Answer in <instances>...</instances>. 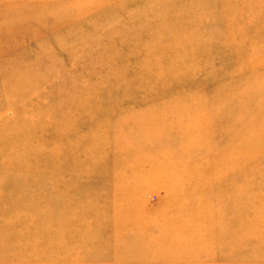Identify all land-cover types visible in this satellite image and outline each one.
Segmentation results:
<instances>
[{
  "label": "rangeland",
  "instance_id": "374dc122",
  "mask_svg": "<svg viewBox=\"0 0 264 264\" xmlns=\"http://www.w3.org/2000/svg\"><path fill=\"white\" fill-rule=\"evenodd\" d=\"M0 245L264 264V0H0Z\"/></svg>",
  "mask_w": 264,
  "mask_h": 264
},
{
  "label": "bare ground",
  "instance_id": "6f19581e",
  "mask_svg": "<svg viewBox=\"0 0 264 264\" xmlns=\"http://www.w3.org/2000/svg\"><path fill=\"white\" fill-rule=\"evenodd\" d=\"M240 217H241V215H239V216L237 215V216H236V218L238 219V221L240 220ZM249 227H251V226L249 225ZM250 230H251V229H250ZM250 230H248V231L243 230V231L240 232V229L238 228V234H239V236H241V235L246 234V233L249 232ZM0 246H1V245H0ZM4 247H5V246H4ZM5 248H6V247H5ZM5 248H4V249H5Z\"/></svg>",
  "mask_w": 264,
  "mask_h": 264
}]
</instances>
